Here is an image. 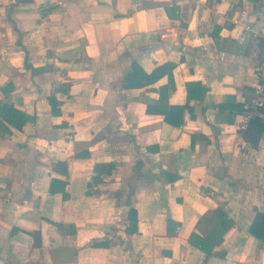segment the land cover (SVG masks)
Returning a JSON list of instances; mask_svg holds the SVG:
<instances>
[{"label":"crops","instance_id":"0c3cea01","mask_svg":"<svg viewBox=\"0 0 264 264\" xmlns=\"http://www.w3.org/2000/svg\"><path fill=\"white\" fill-rule=\"evenodd\" d=\"M262 32L264 0H0V264H264ZM133 62L156 79L123 87Z\"/></svg>","mask_w":264,"mask_h":264},{"label":"trees","instance_id":"16d2710c","mask_svg":"<svg viewBox=\"0 0 264 264\" xmlns=\"http://www.w3.org/2000/svg\"><path fill=\"white\" fill-rule=\"evenodd\" d=\"M166 13L169 17H176V11L178 10V6L172 4L171 6H167L165 8ZM156 79L155 72L145 73L140 66L133 62L131 64L130 71L124 77L123 87H141L150 82H153ZM168 80L171 87L174 86L173 78L171 72L168 74ZM65 87H62V90H66L68 85L63 84ZM60 88V87H59ZM161 105V106H160ZM156 111L162 113L166 120H168V116L176 112V108L174 106H167L166 104H160ZM147 111H152L154 108L147 105ZM262 113H264V108L261 109ZM242 139L249 143L252 147H255L260 139L262 133H264V119L260 116H256L251 119L244 128L239 130ZM113 168L112 164L102 165L100 167H95V175L94 179H98L101 173L107 172L109 173ZM53 170L61 173L62 175L68 174V165L65 160H57L53 163ZM66 180L60 178H51L49 183V191L52 193L60 192L63 198L67 197V192L65 190ZM135 211L133 208H130L128 213V223L126 226V232L132 233L136 230V217L134 216ZM214 217L217 219V224L204 236L203 242L199 243V246L205 250L206 256L209 257L213 254V247L219 245L222 242L223 233L225 231V222H228V218L226 215L219 210L213 211ZM257 215H264L257 213ZM260 217L258 218V220ZM35 236L34 245L37 246L40 244L39 232L32 233Z\"/></svg>","mask_w":264,"mask_h":264},{"label":"built area","instance_id":"2783aa9c","mask_svg":"<svg viewBox=\"0 0 264 264\" xmlns=\"http://www.w3.org/2000/svg\"><path fill=\"white\" fill-rule=\"evenodd\" d=\"M245 29L251 31L250 26L245 25ZM263 44L261 58L255 66V80L252 84L250 96L244 104V109L240 115V125L245 127L246 124L256 116L262 114L264 108V32L258 34Z\"/></svg>","mask_w":264,"mask_h":264}]
</instances>
